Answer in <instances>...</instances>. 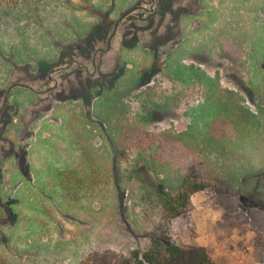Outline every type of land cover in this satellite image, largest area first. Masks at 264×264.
Returning a JSON list of instances; mask_svg holds the SVG:
<instances>
[{"label":"rangeland","instance_id":"1","mask_svg":"<svg viewBox=\"0 0 264 264\" xmlns=\"http://www.w3.org/2000/svg\"><path fill=\"white\" fill-rule=\"evenodd\" d=\"M111 1L0 7V89L22 78L41 98L31 103L30 90L16 91L8 106L19 97L29 126L6 140L22 146L14 159L0 153V264H77L94 248L146 250L147 199L175 192L189 166L210 187L191 196L188 223L172 220L178 240L206 248L215 264H264V0H229L231 9L221 0V13L217 0H204V35L181 19L185 35L167 61V48L156 50V64L150 32L166 34V0H144L147 9L124 18L114 37L86 33L97 19L88 10ZM65 51L70 62L61 63ZM31 61L43 69L52 62V70L37 79ZM114 70L85 106L84 80Z\"/></svg>","mask_w":264,"mask_h":264},{"label":"flooded vegetation","instance_id":"2","mask_svg":"<svg viewBox=\"0 0 264 264\" xmlns=\"http://www.w3.org/2000/svg\"><path fill=\"white\" fill-rule=\"evenodd\" d=\"M179 0H166L165 5H164V9L162 11H164L165 15H161V17L165 16L168 17L169 16V20L167 21L166 24V28H168L166 34H158L156 32V29H154L153 31L150 32L151 35V41L149 44L150 47V51H152V55H153V64L155 63L156 60V50H158L160 47L165 46V48H167L165 52V58L164 61L166 60L167 57V53L169 52H173V50L175 49V46L178 42L181 41V36L185 35L186 30L184 28V23L181 21V19L190 21L189 23L191 24L188 28L187 31H189L192 34H196L200 37H202L204 35L205 32V13L203 10V4H204V0H187V5H185V7H182V9H176L174 7H172V3L173 2H177ZM214 1V0H213ZM144 0H123V2H119V4H115V2L112 0L110 3L109 7H106L105 10L100 11L98 8L93 7L92 10L91 9H87L88 12L93 16L96 17V21L95 23H90L87 26V30L86 33L89 30H95L98 33H101V35H103V30L105 29V33L106 36L110 37H114L116 32L118 31L119 25L122 22V20L124 18H127L132 12H134L135 10H144L147 9L146 7H144L143 4ZM147 2V1H146ZM155 3L156 0H150L149 3ZM219 3V4H218ZM109 4V3H108ZM114 5H117V9L114 7ZM131 5V6H129ZM128 6V7H127ZM226 6H228L231 9V5L229 3V0H227ZM224 10V6H221V0H217L216 2V11L218 13H221V11ZM114 12V13H113ZM115 14V15H114ZM113 15L115 16L113 19V23H111V28H109V22H111L112 20H110ZM154 17V14L149 15V18L152 19ZM185 22V21H184ZM149 24V23H148ZM152 24V23H151ZM67 28V25H66ZM74 29V28H73ZM111 30V33H108ZM176 37V38H175ZM171 39H175L174 41H172V45L170 47H166V45L168 44L169 41H171ZM105 45L107 46L105 48H108V46L110 45L109 41L105 42ZM136 45V43H135ZM135 45L133 46H127L124 45L123 43L120 46V50L122 48L130 50L133 49L135 47ZM144 47V46H143ZM69 53V51H65L64 53H60L59 56H62L60 59V62H70V59L67 58V54ZM104 53V52H103ZM120 53V51H119ZM33 62V61H31ZM35 63V62H33ZM50 65H48L47 69H43L41 68V66H39L38 63L36 64L37 67V79H42V76L45 74V71L47 73V71L49 72V70H52L51 68L53 67L52 62ZM91 64L93 63L92 61L90 62ZM165 64V62H164ZM95 65V64H94ZM125 66V65H124ZM31 65L29 63L27 64H23V65H14V69H10L7 72L9 73V77H12L13 72L17 71V70H23V71H28L30 69ZM119 69V68H118ZM82 70V69H79ZM81 72V71H80ZM119 73V70H114L112 72V74L108 77V79H106L107 77H105V74H100L97 79H95V81H93L92 77H88L84 80V86H85V95H82V101L85 103V106L90 107L92 98L91 95L89 93V91H91V89L95 86H99V85H104V84H110L114 81V76H116ZM80 74V73H79ZM7 79V78H6ZM10 79V81L8 82L7 88L6 89H0V153L4 154L6 157H3L2 161H5V163L8 162V160L10 159H14L17 155V151L19 149L22 148L21 145L17 144L16 146L13 144H8L6 142L8 136H10L13 132H22V129H28L29 123L26 122L22 116H20L21 114L19 113V108H20V103H19V97L18 100L17 98L12 102V106L10 107V109L8 108L10 101H11V95L13 94V92L18 91V95L25 93L26 90H30L28 88V86H22L23 85V81L22 78H8V80ZM22 84V85H21ZM110 86V85H109ZM31 94H29V98L28 100L31 102L32 98H33V102L36 101H40L41 98L39 97L40 93H33V91H31ZM88 92V93H87ZM95 95V98L97 99L99 97V93L100 90H97ZM37 95V96H35ZM20 97L22 98L23 96L20 95ZM78 97H75L73 99H77ZM59 101V99H58ZM32 103V102H31ZM15 104V107H13V105ZM13 107V108H12ZM12 108V114H9L8 112L11 110ZM89 111V110H88ZM39 113L38 112L35 116V119H38L39 117ZM40 127V126H38ZM39 131V128L36 132ZM3 148L7 149L6 153H3ZM27 151V149H26ZM3 163V162H2ZM2 163L0 162V168L2 166ZM1 170V169H0ZM1 176V174H0ZM27 180V179H26Z\"/></svg>","mask_w":264,"mask_h":264},{"label":"trees","instance_id":"3","mask_svg":"<svg viewBox=\"0 0 264 264\" xmlns=\"http://www.w3.org/2000/svg\"><path fill=\"white\" fill-rule=\"evenodd\" d=\"M26 1L0 0V7L13 8ZM209 187V181L201 171L195 166H189L175 192L158 193L147 199L142 209L150 241L146 250L123 253L109 248H94L79 259L77 264H215L206 248L181 243L171 223L180 217L188 223L191 196Z\"/></svg>","mask_w":264,"mask_h":264}]
</instances>
